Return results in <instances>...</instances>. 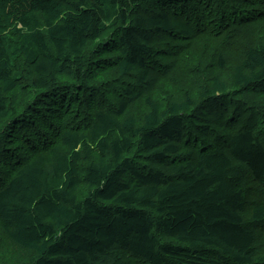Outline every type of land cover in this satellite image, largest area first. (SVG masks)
Segmentation results:
<instances>
[{"label": "trees", "instance_id": "1", "mask_svg": "<svg viewBox=\"0 0 264 264\" xmlns=\"http://www.w3.org/2000/svg\"><path fill=\"white\" fill-rule=\"evenodd\" d=\"M0 264H264V0H0Z\"/></svg>", "mask_w": 264, "mask_h": 264}]
</instances>
